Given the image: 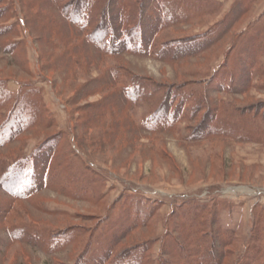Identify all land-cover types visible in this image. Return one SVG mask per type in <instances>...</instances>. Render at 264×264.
<instances>
[{"label":"rangeland","instance_id":"rangeland-1","mask_svg":"<svg viewBox=\"0 0 264 264\" xmlns=\"http://www.w3.org/2000/svg\"><path fill=\"white\" fill-rule=\"evenodd\" d=\"M77 1L0 0V28L8 29L0 30V119L17 123L9 115L17 101L27 113L0 162L14 165L52 138L51 162L62 173L56 184L49 168L54 183L26 199L0 189V264H164L173 261V239L184 243L181 264H208L207 248L233 236L221 250L222 263H234L253 233L264 236V146L224 135L244 119L233 117L237 108L264 114V0H152L148 12L165 6L159 22L183 23L115 56L86 38L101 9ZM115 1L134 21L141 0ZM238 52L255 61L250 80ZM220 65L238 89L213 87L208 78ZM193 202L206 205L198 229L178 217Z\"/></svg>","mask_w":264,"mask_h":264},{"label":"trees","instance_id":"trees-1","mask_svg":"<svg viewBox=\"0 0 264 264\" xmlns=\"http://www.w3.org/2000/svg\"><path fill=\"white\" fill-rule=\"evenodd\" d=\"M79 1H85V4H87L86 6L88 7H92V8L97 7L101 9V14H100L101 23L95 25L93 22L94 29L88 33L86 38L89 39V41L93 44H97L98 42L104 44V47L102 46V49H103L102 52L105 55L115 56L118 54H122L126 51H130V49L134 47L133 43H136L137 39L142 45L150 44L151 39L155 35L156 30H158L159 28L162 29L166 26L171 27L174 24L177 25L176 23L182 22L179 19L175 20L174 22H168V20L159 22L161 21V15L159 13L158 7L161 6V9H164L165 6L163 7V5L159 4L158 7L156 6L148 12L145 10L147 8H144V7L147 4V2L150 3L152 0H141L140 1L141 3L138 8V12H137L138 14L137 16L135 15L134 21H130L129 18L125 16V14H127L128 12L125 11L122 8V6H120L115 0H90L88 3H86V0H78L77 2L80 3ZM192 4L194 3L189 2L188 6H191ZM110 5L114 7L112 8V10L111 9L108 10V7ZM209 5L210 4L200 5L198 9L200 11H205V8H208ZM80 11H81L80 9L77 11L75 10L74 12L75 17L76 15L80 16V18L82 17L84 10H82L81 12ZM241 11L242 13H244L247 10L244 8H239L238 11L236 12H241ZM146 14L149 17L151 16L154 17V18L152 17V19H154V22H155L154 24L144 22L145 21L144 18ZM241 14L240 13L237 14V17L234 19L239 18ZM73 18L72 20L74 21L75 19V22L79 20L78 18H74V19ZM234 19L232 20L234 21ZM3 28H5L4 30L7 29V27L4 26L0 28V30H2ZM150 31H151V38L149 37ZM211 31H212V28H209L207 32L210 33ZM216 40L217 39L210 40V41L208 40L209 42L207 41V43L205 44V46L203 47L201 51H206L210 47L214 46L215 43L217 42ZM246 47L247 45L244 44L243 48H246ZM237 54H238L237 60H239L237 61L238 62L237 64L238 65L240 64L239 69L241 67V64H243L244 67H247L245 71H247L246 74H249V76H246V79H249V80L252 79L251 75L253 73H252L251 66L255 64L254 63L255 61L249 60L248 58L246 60L243 59V57L240 56V55H243L242 52H238ZM222 65H220L219 69L217 71H214L208 78L214 83L213 87L218 88L221 91L238 89V87L236 86V83L233 82L235 75L231 72H228L227 68L223 67ZM248 67H250L249 70H248ZM234 70H236V68H234ZM227 81H229L228 84H227ZM141 86L145 87L144 84H141ZM140 90L138 88L136 89L134 94H129V95L131 96L133 95L135 97L139 96L140 94H138V92L142 93L140 92ZM25 98H28V95ZM188 99L190 101H194L196 98L194 96H190ZM170 100H171L170 97H169V101L165 99L161 105L171 106V104L169 103ZM19 102L20 101H17L16 106H14L11 112L9 111V115L18 114L17 123L16 122L14 123L12 121V118L10 119L11 116H8V114H5V117H4L5 120L0 119V149L4 148L7 144L13 142L16 139V137L18 138L20 135H22L24 130L26 129L25 126H27V124L23 121V119L27 116V113L25 109L19 108L17 106ZM177 106H184L183 100H180ZM196 106H205V105L199 102L198 104H196ZM203 110H205V107L201 109V111ZM207 110H211V108H207ZM214 110L216 109L214 108ZM252 110H255V109L242 108L241 110L237 108L232 113V115H234L233 117H236L237 119L239 116L240 117L244 116V119L241 122H239L240 121L239 119H237V121L233 120L234 126H231L229 128L230 131H224V135L233 137L237 139L239 142L259 143L264 146V114L262 116H258L256 114H252L253 113ZM2 116L3 115L0 114V117ZM225 123L229 124L230 122L227 121ZM51 139L52 138H49L41 142V144H39L30 155L25 156V157L21 156V158L15 161L14 165H6L0 162V189H2L6 194L10 195L14 199L16 198L26 199L28 197H31L36 192L42 191L46 189L47 187L51 186L52 183H54L53 176H50L49 174H47V170L49 168H54L55 171L57 170L55 174L56 175L55 181H56V184H59L60 179L62 178V173L60 170L55 168V164L51 162L53 158V153H54L53 148L51 147L48 148V144L53 143V140ZM30 160H32V162L34 160L33 162L34 166L31 171L28 169ZM66 164H67L66 160L62 161V158H61V163L59 165L66 167ZM14 180H17V182H15ZM19 185H21L22 188L26 189L27 191L20 188L23 190V192H20V190H18ZM189 204H192L194 206V209L193 207L190 208L188 206ZM184 205L185 206H179V212H178L179 216L178 217L182 218L184 221L191 218L192 220L191 219L188 220L187 223L190 224L191 221H193L194 222L193 229H198V226L196 225V223L197 224L200 223V220H199L200 217L198 215V210L201 211L205 209L206 205L198 204L194 202L188 203V204L184 203ZM175 210L176 209H174L172 212L173 215L176 212ZM263 213H264V209H262V212L260 215H264ZM259 223L260 222L258 221L256 222V224H259ZM178 225L179 224L177 223L174 227L176 228ZM34 229H37V227H34ZM12 230L13 228L11 227L7 228L8 232ZM230 233L233 235L232 232ZM45 234L44 232L42 233V235H45ZM11 235H12V232L9 233V236ZM259 236L260 235L257 233H253V235H251V237L246 241L244 252L238 257H236L235 262L232 264H264L263 260L261 259L263 256V252H264V236H263V239L261 237V240ZM12 239L14 240V237H12ZM183 239L185 241V244H189L190 240L188 236H184ZM173 240L170 241V245L173 244L174 249H176V252L173 253V261H166L164 264H181L179 262V259L184 258V254H185L183 251L184 243L183 242L179 243L178 239H175L174 240L175 242ZM195 240L198 243L201 240V236ZM168 241L169 240H166L167 242L166 244H168ZM236 241L238 240L234 236L231 238H228L227 240H224L222 238V239H219V242L214 241L211 247L207 248V251L210 253V255L212 254L210 256V259L206 260L205 256L202 254H199L198 258H200V260H204V262L205 260L207 262L210 261L208 264L210 263L223 264L222 263L223 258L226 257V253L221 249H223V247L232 246L234 243H236ZM258 243L260 244L258 245ZM49 250H50V247H49ZM251 253H254V254H251Z\"/></svg>","mask_w":264,"mask_h":264}]
</instances>
